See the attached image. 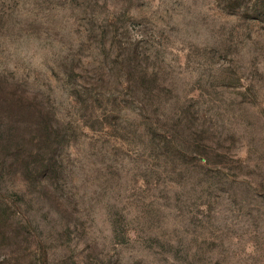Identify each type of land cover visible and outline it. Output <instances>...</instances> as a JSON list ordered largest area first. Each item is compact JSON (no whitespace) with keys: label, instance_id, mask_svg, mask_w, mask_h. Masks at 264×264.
Masks as SVG:
<instances>
[{"label":"rangeland","instance_id":"rangeland-1","mask_svg":"<svg viewBox=\"0 0 264 264\" xmlns=\"http://www.w3.org/2000/svg\"><path fill=\"white\" fill-rule=\"evenodd\" d=\"M0 264H264V0H0Z\"/></svg>","mask_w":264,"mask_h":264}]
</instances>
